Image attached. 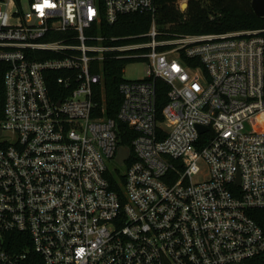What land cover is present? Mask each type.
Returning <instances> with one entry per match:
<instances>
[{
	"label": "built area",
	"instance_id": "obj_1",
	"mask_svg": "<svg viewBox=\"0 0 264 264\" xmlns=\"http://www.w3.org/2000/svg\"><path fill=\"white\" fill-rule=\"evenodd\" d=\"M156 12L0 0V264H264L250 215L264 209V28L169 37ZM137 13L147 32L106 34ZM121 59L146 61L147 77L123 76L117 118L103 117L105 62Z\"/></svg>",
	"mask_w": 264,
	"mask_h": 264
},
{
	"label": "trees",
	"instance_id": "obj_2",
	"mask_svg": "<svg viewBox=\"0 0 264 264\" xmlns=\"http://www.w3.org/2000/svg\"><path fill=\"white\" fill-rule=\"evenodd\" d=\"M179 0H155L157 6L156 18L161 31H166L169 37L186 35H220L264 28V17H258L251 6L252 0H189L186 12L178 8ZM186 15L187 21L182 24L181 17ZM149 14H129L120 17L118 22L107 26V35H138L145 33L151 26ZM129 60H112L105 62V85L100 88L98 97L99 115L107 118H117L122 97L119 85L123 80V69ZM8 64L0 62V120L3 116L5 102L4 75ZM168 86L158 83L157 98L160 109L168 102ZM103 96V97H102ZM124 131L128 127L120 125ZM123 146L131 147L130 139L122 138ZM114 184L116 178L110 175ZM250 215L264 231V209L253 210ZM28 264H41L40 257L33 254ZM39 260V261H38Z\"/></svg>",
	"mask_w": 264,
	"mask_h": 264
},
{
	"label": "rangeland",
	"instance_id": "obj_3",
	"mask_svg": "<svg viewBox=\"0 0 264 264\" xmlns=\"http://www.w3.org/2000/svg\"><path fill=\"white\" fill-rule=\"evenodd\" d=\"M182 13V12H181ZM187 21L186 15H182L181 22L182 24H185L184 22ZM190 37L196 36V35H188ZM148 72V63L146 61L140 60V61H131L129 62L125 69H124V79L127 81H136L147 77ZM111 169H118L119 172L122 174L126 172V166L122 164H118L117 162H111L110 164Z\"/></svg>",
	"mask_w": 264,
	"mask_h": 264
},
{
	"label": "water",
	"instance_id": "obj_4",
	"mask_svg": "<svg viewBox=\"0 0 264 264\" xmlns=\"http://www.w3.org/2000/svg\"><path fill=\"white\" fill-rule=\"evenodd\" d=\"M251 6L254 11V13L258 17H264V0H252ZM205 127H200V131H205ZM0 135H1V129H0ZM130 155V148L129 147H121L118 150V157L117 161L119 163L123 162L125 159H127Z\"/></svg>",
	"mask_w": 264,
	"mask_h": 264
}]
</instances>
